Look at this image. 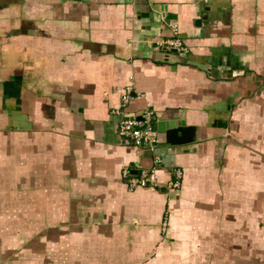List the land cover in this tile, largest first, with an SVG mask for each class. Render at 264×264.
<instances>
[{"label": "crops", "instance_id": "1", "mask_svg": "<svg viewBox=\"0 0 264 264\" xmlns=\"http://www.w3.org/2000/svg\"><path fill=\"white\" fill-rule=\"evenodd\" d=\"M0 264H264V0H0Z\"/></svg>", "mask_w": 264, "mask_h": 264}, {"label": "built area", "instance_id": "2", "mask_svg": "<svg viewBox=\"0 0 264 264\" xmlns=\"http://www.w3.org/2000/svg\"><path fill=\"white\" fill-rule=\"evenodd\" d=\"M168 50H177L178 52H185L186 48L183 44L173 37L165 42ZM133 90L130 86L124 88L122 93L121 107H124L132 98ZM117 112H119L117 110ZM153 112L145 109L138 115L122 114L117 122V133L122 138L124 144H130L135 147L144 148L154 151L156 144L160 141L157 132L153 126ZM159 163L157 157L153 158V165ZM136 174H132L128 168L122 170V176L127 178V186L130 190L142 188H155L158 184L155 167L146 169L140 165L135 166ZM175 179L169 182L171 188L177 189L179 186L181 171L179 169L173 170Z\"/></svg>", "mask_w": 264, "mask_h": 264}]
</instances>
